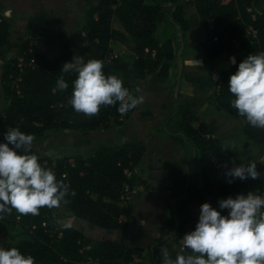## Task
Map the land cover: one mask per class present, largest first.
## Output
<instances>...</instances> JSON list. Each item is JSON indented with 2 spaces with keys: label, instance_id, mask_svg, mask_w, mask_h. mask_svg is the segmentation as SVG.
<instances>
[{
  "label": "trees",
  "instance_id": "16d2710c",
  "mask_svg": "<svg viewBox=\"0 0 264 264\" xmlns=\"http://www.w3.org/2000/svg\"><path fill=\"white\" fill-rule=\"evenodd\" d=\"M185 2L96 0L84 10L81 29L85 37L84 61H103L105 75L117 76L123 86L137 96V83L155 74L165 61L163 39L172 37L178 50L181 42L187 49L190 25ZM192 2L204 30V40L199 46L203 59L214 62L223 56L236 57L229 70L217 75L208 103L213 113L225 111L237 120L239 134L227 141L214 136L198 112L185 104L174 88L171 92L176 105L174 112L157 121L149 129L148 137L157 135L175 142L183 156L180 159L174 156L167 165V181L171 188L162 198L165 216L162 229L144 252L121 239H92L86 230L91 227L114 233L128 228L134 215L133 205L121 197L125 186L131 191L147 186L140 170L147 153L145 141L101 144L90 147L92 154L80 152L72 156L39 158L43 168L51 169L58 181L63 180L76 193L69 195L68 202H62L61 207L77 224L64 226L69 224L61 220V207L41 208L37 216L20 215L13 210L0 218V229L6 237L4 249L15 247L21 254L31 255L35 264H163L161 249L164 245L173 238L177 242L183 239L174 234L178 229V208L189 198L200 197L227 216L228 210L219 208L220 200L240 194L246 196L250 192L264 196V162L237 157L246 144L249 148L264 149V129L251 126L238 114L231 105L235 97L228 87L230 76L236 73L239 63L251 54L264 52V0ZM44 21L40 15L30 19L27 30L30 39L11 56L13 19L11 15H0L4 100L0 112V143L7 142L4 137L10 128L32 134L35 139H45L52 131L84 134L121 128L136 108L121 115L118 103L102 106L99 114L92 117L74 111L69 100L78 73L61 71L65 63L73 60L72 49L64 46L58 54L49 55L32 45L34 39L48 36ZM250 28L256 31V37L248 34ZM121 44L130 45L129 50L125 51ZM113 51L118 56L108 61ZM20 58L24 62L22 69ZM178 62L177 57V78ZM61 77L69 87L63 92H54ZM250 162L256 163L259 178L241 180L226 175L228 169ZM194 230L195 227L190 232ZM184 250L188 254V250Z\"/></svg>",
  "mask_w": 264,
  "mask_h": 264
},
{
  "label": "clouds",
  "instance_id": "9594fccd",
  "mask_svg": "<svg viewBox=\"0 0 264 264\" xmlns=\"http://www.w3.org/2000/svg\"><path fill=\"white\" fill-rule=\"evenodd\" d=\"M103 69V61L85 62L78 55L63 65V73H78L69 100L74 111L92 117L99 114L102 106L118 103L117 110L124 115L143 103V95H133L120 78L106 76ZM68 87L61 77L53 91L63 92ZM228 87L235 97L232 107L251 126L264 129V52L251 54L239 63ZM4 138L7 142L0 143V218L13 210L20 215L37 216L41 208L58 209L62 202H68L69 195H76L69 184L58 181L51 169L43 168L38 162L39 157L32 153L35 139L32 134L10 128ZM226 175L241 180L260 177L255 162L228 169ZM219 208L227 209L228 215L203 203L195 230L182 239L188 254L177 252L173 259L170 250L162 248L163 264H264V196L252 192L236 198L230 196L219 201ZM158 234V231L153 233ZM0 264H35V260L15 247L0 248Z\"/></svg>",
  "mask_w": 264,
  "mask_h": 264
},
{
  "label": "crops",
  "instance_id": "0c3cea01",
  "mask_svg": "<svg viewBox=\"0 0 264 264\" xmlns=\"http://www.w3.org/2000/svg\"><path fill=\"white\" fill-rule=\"evenodd\" d=\"M95 2L96 0H0V15H11L14 23L11 56L17 54L24 43L30 39L27 30L30 19L36 15L45 19L44 26L48 36H40L34 39L32 45L49 55L58 54V52L54 53L53 50L61 49L64 46L70 47L74 53L75 44L64 36L63 31L72 32L77 28L76 30L80 32L78 35L80 38L83 34L81 29L84 24V10ZM189 8H192V12ZM185 13L190 31L186 38L187 49H185L184 57L182 55L184 70L179 93L183 102L198 112L199 118L209 127L214 136L222 141L231 140L239 134L240 124L238 126L237 120L223 112L213 113L209 107L208 98L217 75L223 70H229L233 66L231 60H236V57L223 56L214 62L205 61L202 57V49L199 48L204 40V30L198 15L195 13L192 0H186ZM71 19H80L81 28H78V23L74 25V20L70 21ZM171 32L173 33L174 30ZM81 45H83L82 38ZM121 46L125 51H128L124 45L121 44ZM162 46L165 52V61L155 74L137 83V88L141 89L140 92H137V96L143 95V103L135 109L121 128L85 134L64 131L65 137L66 134L70 135L74 144V152L68 155H60L59 152H54L53 146L49 144L52 133L56 131L50 132L45 139H34L33 141V145L42 144L38 150L43 153V157L72 156L80 152L88 154L92 152L90 147H97L101 144L145 141L147 153L141 163L140 170L147 181V186L137 187L133 190L134 194L130 202L133 205L134 219L132 217V221L125 231L106 232L108 235H115L116 233H123L125 236L127 234L132 235V240L135 241L134 246L144 250L152 243L147 242V239L155 240L157 236H154L153 233L157 231L160 233L162 229L161 224L163 223L157 219V213L162 207L164 194L171 188L167 181V165L174 156L178 159L181 158L178 154L172 153L173 142L169 139L157 135L148 137L149 129L160 119L170 116L176 108L171 92L177 87L176 58L179 50L172 37L163 39ZM2 73L3 63L0 59V112L4 106L1 94ZM178 94L176 95L178 96ZM195 127L197 128L198 125L195 124ZM33 145L32 153L36 154ZM248 146L246 144L245 149L241 151L244 154H240V152L237 157L261 161L264 149H252ZM247 151H251V153L249 154ZM203 203H205L204 199L191 197L186 203L179 206L178 229L174 236H185L186 233H190L193 227H196ZM164 217H162V222ZM62 218L65 217L62 215ZM92 229L90 227L89 230ZM121 241L123 242L122 238ZM163 248L170 250L172 258H175L177 252L186 254L182 239L177 242L173 238Z\"/></svg>",
  "mask_w": 264,
  "mask_h": 264
},
{
  "label": "rangeland",
  "instance_id": "374dc122",
  "mask_svg": "<svg viewBox=\"0 0 264 264\" xmlns=\"http://www.w3.org/2000/svg\"><path fill=\"white\" fill-rule=\"evenodd\" d=\"M191 9H190V11L192 12ZM74 19H71L70 21H72ZM76 23L79 24L78 25V28H81L80 27L81 26L80 19L74 20V25H76ZM76 29L77 28H75L72 32H69L68 30H67L68 32L67 31H63V33H64V36L67 39H69L73 44H75L74 45V53H75V56L78 55V56L83 57V59H84L85 58V50H84L85 48L83 47V45H81V38L83 37V34L79 38L78 35L80 34V32L77 31ZM129 46L130 45L126 44L127 50H129ZM60 50L61 49H56V50L54 49L53 51H54V53H56V52H59ZM2 97H3V95H2ZM236 124H238V126H239V122L238 121H236ZM63 132L64 131H56L55 133H52L53 135H51V137H50L49 144H51L53 146V151L54 152H59L60 155H68V154L74 152V144H73V141L71 139L72 137L70 135H67V134H66V137H65V133H63ZM172 144H173L172 153L174 152V153L178 154L182 158L183 153L182 152H179L180 150L177 149L176 143L173 142ZM40 146H42L41 143H38V144L33 145V147L35 148L36 155L39 158H43V153L42 152L40 153L39 150H38V148ZM253 148H256V147H253ZM254 151H257V150H254ZM247 153L250 154L251 151H247ZM240 154H244V153L241 152ZM263 158H264V154L261 155V162H264V159ZM133 194H132L131 198H133ZM60 213H61V216L63 215L67 219L66 220V219H63L62 218L61 220H66L67 223L70 226H75L76 225L75 221L72 218L67 217V215L65 214V210L63 209V207L60 208ZM157 214H158V218L157 219L162 223V217H163V209H162V207L160 208V210L158 211ZM161 226H162V224H161ZM86 234L90 238L97 239V240L98 239H101V238H107V239L113 238V239H118L119 240V239L122 238L124 243L129 244L131 246H134L135 245V241L132 240V235H128V234L126 236L123 233H116L115 235H108L106 232L101 231V230H98V229H92V230L87 229L86 230ZM182 237H184V236H182ZM155 240H153L152 238H150V239H147V242H150V243L152 242L153 243ZM5 241H6V237H5L4 230L3 229H0V248H4ZM148 264H150V263H148Z\"/></svg>",
  "mask_w": 264,
  "mask_h": 264
},
{
  "label": "water",
  "instance_id": "95a60500",
  "mask_svg": "<svg viewBox=\"0 0 264 264\" xmlns=\"http://www.w3.org/2000/svg\"><path fill=\"white\" fill-rule=\"evenodd\" d=\"M80 35V34H79ZM182 40V39H181ZM82 41L85 42V37L82 38ZM185 50V43L184 42H181V46H180V49L177 53L178 55V59H179V62H178V79H177V87L175 89V92L176 94L179 93V88H180V84L182 82V78H183V70H184V62H183V59H182V55H183V52ZM2 54V51H0V55ZM217 109L219 110V107H217ZM224 114H226L225 111H223ZM90 154H92V152H89ZM134 219V217H133ZM108 233H110V231H108ZM136 250L140 251V252H143L144 249L143 248H138V247H135Z\"/></svg>",
  "mask_w": 264,
  "mask_h": 264
},
{
  "label": "built area",
  "instance_id": "2783aa9c",
  "mask_svg": "<svg viewBox=\"0 0 264 264\" xmlns=\"http://www.w3.org/2000/svg\"><path fill=\"white\" fill-rule=\"evenodd\" d=\"M248 34H249L250 36H252V37H256V34H257V33H256V31H255L253 28H250L249 31H248ZM117 56H118L117 52H116V51H113V52L110 54L108 61H111V60H113L114 58H117ZM19 62H20L19 67L22 69V68H23V65H22V64L24 63V62H23V59L20 58V59H19ZM32 62H34V61H32ZM18 81H20V79H19ZM126 173H128V172H126ZM132 194H133V191H131L129 187L125 186V189L123 190V193H122V197H121V199H122L124 202H130L131 199H132V198H131ZM138 261H139L138 259H135V262H138ZM132 264H134V262H133Z\"/></svg>",
  "mask_w": 264,
  "mask_h": 264
}]
</instances>
